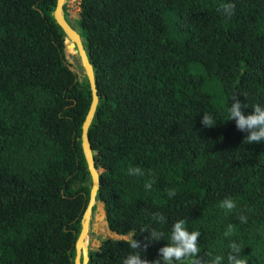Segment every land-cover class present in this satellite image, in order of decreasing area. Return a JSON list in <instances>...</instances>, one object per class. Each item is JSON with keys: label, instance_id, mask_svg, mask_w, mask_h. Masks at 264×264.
Here are the masks:
<instances>
[{"label": "trees", "instance_id": "16d2710c", "mask_svg": "<svg viewBox=\"0 0 264 264\" xmlns=\"http://www.w3.org/2000/svg\"><path fill=\"white\" fill-rule=\"evenodd\" d=\"M55 6L0 0V264H74L89 200L91 91L65 58ZM72 24L98 94L96 200L111 231L133 230L101 240L87 264L159 260L177 219L200 233L197 264H227L230 241L264 264V142L244 140L225 111L233 96L245 114L264 105V0H79Z\"/></svg>", "mask_w": 264, "mask_h": 264}, {"label": "clouds", "instance_id": "9594fccd", "mask_svg": "<svg viewBox=\"0 0 264 264\" xmlns=\"http://www.w3.org/2000/svg\"><path fill=\"white\" fill-rule=\"evenodd\" d=\"M231 7L232 5L230 3L225 4L223 7V12L225 14H228L231 10ZM67 41L68 38L66 36L65 45ZM65 58H66V51H65ZM233 100L234 102L231 103L230 107L225 105V111L227 115L226 120L234 119L235 126L237 129L247 131V135L244 137V140H247L250 143L264 142V105H261L260 103H255L251 105V109H252L251 112L245 114L241 110V102L239 100H235L234 96H233ZM245 107H248V105H245ZM201 122L208 127H211L215 124L214 117L211 114H203L201 116ZM96 168L99 169L100 171L103 170L102 168H98V167ZM135 171L139 172V169H135ZM221 204L223 207L228 209L234 207V202L230 198H225L223 201H221ZM93 208H95V206H93ZM93 211H95V209ZM102 211L104 213L103 214L104 221L106 222L107 229L111 233H114V235H117L118 237L117 239H129L132 236L133 230H130L128 233L124 235L116 234L115 232L111 231L106 221L103 204H102ZM90 229H91V224H90ZM199 234L200 233L198 230L189 231L188 228L186 227V222L184 219H177L171 225V231L168 234L169 243H166L163 247L159 249V253H160L159 260H154L152 262H149L147 260L141 259L138 253H132L127 257V259L123 262V264H160V261H163V264H175V261H179L182 258H188L191 260L192 264H197V259L193 260L192 258L196 257L198 253L196 237ZM157 235L158 234L153 233V236H157ZM225 235H227V233H225ZM138 243L139 242L136 240L131 241V245L133 248H136L138 246ZM229 247H230V251L226 255L227 264H247L246 259L242 258L240 246L237 244L236 241H230ZM222 259H225V257L217 254L214 258L213 264H219V262Z\"/></svg>", "mask_w": 264, "mask_h": 264}, {"label": "water", "instance_id": "95a60500", "mask_svg": "<svg viewBox=\"0 0 264 264\" xmlns=\"http://www.w3.org/2000/svg\"><path fill=\"white\" fill-rule=\"evenodd\" d=\"M66 1L67 0H56V6L54 11L52 12V16L56 23L64 31L69 40V43H66L65 45L66 50L72 49L75 51V53H66L67 60H69V63L73 66L74 70L81 78L86 77L91 91V103L81 127V147L85 156L87 169L89 171L91 185L88 204L81 221V230L75 244L74 257V264H87L89 260V249L87 247L85 237H97L96 235H90V224L91 221L95 219V211H93L92 209L93 206H95V204L97 203L95 197L99 188V174H101L102 172L95 166L93 160V154L95 152L91 151L88 140V128L98 104V94L96 90L93 68L87 57L82 39L79 36V31L77 28H75L74 25H70L64 19L62 8L63 5L66 4ZM75 19H78V17Z\"/></svg>", "mask_w": 264, "mask_h": 264}, {"label": "rangeland", "instance_id": "374dc122", "mask_svg": "<svg viewBox=\"0 0 264 264\" xmlns=\"http://www.w3.org/2000/svg\"><path fill=\"white\" fill-rule=\"evenodd\" d=\"M66 6H67V13H68V21H69L68 23H70V25H73L72 20L77 17L79 18V0H67ZM65 51L67 53L66 48H65ZM67 62H69V60H67ZM101 211H102V204L100 202H97L95 204V213H94L95 219L91 222V229H90V235L91 236L96 235L97 237H88L87 239L88 249H96L97 247H99L100 241H101L98 238L99 236L103 239L104 238H113V239L118 238L117 235H114V233H111L107 229V226L105 225L106 222L104 221V215H103L104 213L103 211L102 212ZM99 217H100V220L96 221V218H99Z\"/></svg>", "mask_w": 264, "mask_h": 264}, {"label": "bare ground", "instance_id": "6f19581e", "mask_svg": "<svg viewBox=\"0 0 264 264\" xmlns=\"http://www.w3.org/2000/svg\"><path fill=\"white\" fill-rule=\"evenodd\" d=\"M67 43H69V40L67 41ZM70 50H72V49H67V52H69ZM73 52L75 53V51L73 50ZM102 212V211H101ZM98 220H100V217L99 218H96V221H98ZM106 225V224H105ZM95 227V226H94ZM95 229V228H94ZM97 232V231H96ZM111 237V236H110ZM87 239H88V237H85V241L87 242ZM90 240H92V239H90Z\"/></svg>", "mask_w": 264, "mask_h": 264}, {"label": "flooded vegetation", "instance_id": "af4514ba", "mask_svg": "<svg viewBox=\"0 0 264 264\" xmlns=\"http://www.w3.org/2000/svg\"><path fill=\"white\" fill-rule=\"evenodd\" d=\"M100 240H103V238H101L100 236L98 237ZM101 242V241H100Z\"/></svg>", "mask_w": 264, "mask_h": 264}]
</instances>
